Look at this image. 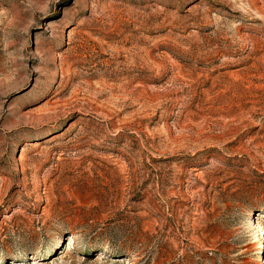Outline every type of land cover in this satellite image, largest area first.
<instances>
[{"label": "rangeland", "instance_id": "1", "mask_svg": "<svg viewBox=\"0 0 264 264\" xmlns=\"http://www.w3.org/2000/svg\"><path fill=\"white\" fill-rule=\"evenodd\" d=\"M261 241L264 0H0V264Z\"/></svg>", "mask_w": 264, "mask_h": 264}, {"label": "bare ground", "instance_id": "2", "mask_svg": "<svg viewBox=\"0 0 264 264\" xmlns=\"http://www.w3.org/2000/svg\"><path fill=\"white\" fill-rule=\"evenodd\" d=\"M76 238L77 237H73L71 240H69L70 241V243H69V250H68V252H71L72 251V248H74L75 246H76ZM264 243H263V241H261V243H260V245L257 247V249H262L264 246ZM261 261V260H260ZM263 262V260L261 261V263Z\"/></svg>", "mask_w": 264, "mask_h": 264}]
</instances>
